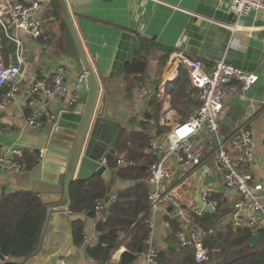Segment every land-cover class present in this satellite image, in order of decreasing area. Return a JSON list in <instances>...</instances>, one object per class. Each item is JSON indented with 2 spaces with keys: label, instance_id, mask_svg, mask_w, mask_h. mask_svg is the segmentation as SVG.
Masks as SVG:
<instances>
[{
  "label": "crops",
  "instance_id": "obj_1",
  "mask_svg": "<svg viewBox=\"0 0 264 264\" xmlns=\"http://www.w3.org/2000/svg\"><path fill=\"white\" fill-rule=\"evenodd\" d=\"M18 1L27 4L31 0ZM65 3L94 70L101 77L110 80L132 76L131 91L135 109L128 129L122 131L139 128L142 112L146 109V93L150 97L156 91L162 104L159 123L167 126L158 136H155L156 127L152 126L150 141L167 132L173 121L187 118L198 106L199 91L192 86L186 70L180 67L175 75L170 73L166 54L168 56L172 49H180L191 59H200L207 71L211 70L215 61H223L233 67L256 73L257 82L229 106L221 119L218 134L200 136L199 143L203 150L201 165L191 167L172 164V177L165 188L188 206H200V193L208 189L213 195L217 193L221 197L229 196L233 208L240 197L224 185L213 155L216 143L222 136V127L242 122L251 131L255 144L254 163L243 166L242 170L250 176L251 184H261L264 187V11H251L237 19L230 12V0H65ZM63 17L60 0H42L37 18L48 34L47 40L33 39L11 23L8 24L7 34L0 28L9 40L11 39L7 35L20 39L24 63L21 77L17 80L19 90L16 96L9 103L0 105V148L15 146L22 151L38 150L40 153L39 163L30 170H0V195L15 190H29L37 192L48 207L63 205L67 200L64 199L62 186L41 179L42 151L55 122L59 120L60 124H64L66 120L72 119L77 123L79 116L63 113L58 115L57 120L48 119L42 115L43 111L57 114L67 106V99L46 101L42 95L35 94V104L32 106L29 104V88L34 80H45L50 84L55 67L63 66L65 82L75 91L76 62L58 46ZM235 23L234 28L227 26ZM141 40H147L148 62L146 78L138 82L135 81L134 74L125 71V66L139 56ZM14 47L16 49L15 43ZM1 59L3 65L8 67L11 60H16L15 50L14 56L7 60L3 57ZM155 65L156 70H151ZM160 70L162 77L157 86L153 87L151 83L154 74H158ZM182 73L186 75L180 81ZM179 81L184 91H181L179 100L182 103L177 109L171 106V98L172 90ZM119 85L126 87L123 81ZM142 86L145 87L144 91ZM123 109L128 110L129 107L125 106ZM33 114L37 118L34 124H30L28 118ZM232 129L224 140L228 139ZM227 145L229 146V142ZM113 154L125 160V152L118 151L116 145L113 147ZM155 154L157 158V153ZM129 183L113 172L106 182L110 199L114 198L118 189ZM169 207L163 205L155 219L154 242L157 246L163 245V238L173 225L170 221L173 214L168 211ZM231 215L232 213L228 214L226 219L231 220ZM83 222V246L75 244L77 255L63 261V264H82L86 260L84 245L94 242L96 232L95 220L86 217ZM122 251L123 247L115 249L111 253V262H118Z\"/></svg>",
  "mask_w": 264,
  "mask_h": 264
},
{
  "label": "trees",
  "instance_id": "obj_2",
  "mask_svg": "<svg viewBox=\"0 0 264 264\" xmlns=\"http://www.w3.org/2000/svg\"><path fill=\"white\" fill-rule=\"evenodd\" d=\"M14 50V43L0 31V56L7 60L14 56ZM147 62V40H143L139 56L126 64L125 71L134 74L135 81L142 82L147 75ZM185 73L187 74L186 71ZM185 73H182L180 81ZM161 77L162 70L152 80L153 87L157 86ZM180 81L172 90L171 98V106L177 109L182 103L179 100L181 91H184ZM7 88L6 85L0 88V99ZM144 89L142 86L143 91ZM148 95L149 93L145 95L146 109L142 112L139 128L122 131L116 142L117 150L125 152L124 162L117 164L112 155L106 157L108 168L117 177L130 183L118 189L113 199L109 197L106 181L98 174L86 181H72L69 185V211L85 214L87 218L95 220V240L84 245L86 260L82 264H140L141 259L144 264L150 230L147 211L151 187L148 179L150 166L156 160L155 150L150 145V130L152 126L156 127L155 136H158L167 129L166 125L159 123L162 104L156 91L150 97ZM39 160L38 150L23 151L19 158L23 170L32 169ZM214 195L219 199L217 211L204 210L203 215L195 220L196 227L205 231L202 244L206 260L196 263L193 246L178 243L176 231L179 224L171 218L173 225L165 234L163 245L157 246L153 242L155 252L150 264H264V230H255L245 225L235 226L232 220L226 219L233 212L230 197H221L217 193ZM99 200L107 206L104 220L95 212L96 202ZM47 207V203L41 200L37 192L15 190L0 195V253L5 258L0 264H23L36 250ZM83 228L82 221L73 225V237L78 246H83ZM254 233L259 234V238L251 245L249 242ZM119 247H123L119 261L111 262V253Z\"/></svg>",
  "mask_w": 264,
  "mask_h": 264
},
{
  "label": "built area",
  "instance_id": "obj_3",
  "mask_svg": "<svg viewBox=\"0 0 264 264\" xmlns=\"http://www.w3.org/2000/svg\"><path fill=\"white\" fill-rule=\"evenodd\" d=\"M42 0H31L27 4L18 0H0V28L6 32L8 24L24 31L33 39L47 40L42 22L37 18ZM230 12L239 19L251 11H264V0H230ZM228 24L229 28L236 27ZM16 46V60L23 62L22 45L17 37L7 35ZM166 64L175 75L182 67L186 70L191 84L199 91V104L185 119L172 122L170 129L161 136L150 141L151 147L157 153L156 160L150 166L147 221L150 230L147 236L148 249L144 264L153 262L155 249L154 226L158 212L163 205L173 208V215L179 214L180 226L176 231V238L180 245H192L194 261L202 263L206 260V251L202 244L205 231L196 227L195 220L203 215V206H208L210 212L217 211L219 199L208 189L200 193L201 205L188 206L172 191H166L165 185L171 179V165L186 164L199 167L203 158L202 146L199 138L203 134L217 135L221 119L226 115L229 106L241 97L257 82L258 76L254 72L233 67L223 61H215L211 70L204 69L200 59L187 57L180 49H172L167 56ZM17 69L5 67L0 56V88L7 86V90L0 99V105L9 103L19 90ZM65 69L57 66L48 84L45 80H34L30 85L29 104H35V94L42 95L46 101L58 98L67 99V106L57 114L43 111L50 120H57L58 115L67 112L76 102V92L65 82ZM37 115L28 118L34 124ZM227 141V142H226ZM229 142V146L227 143ZM255 144L251 131L246 123L235 125L227 140H219L214 148V162L218 166L224 185L230 191H236L239 199L233 205L232 221L235 226H247L255 230H264V187L261 184H251L250 176L242 170L243 166L254 163ZM23 151L17 147L0 148V170L21 171L22 163L19 158ZM117 164L124 162L116 154L111 153ZM106 164V159H105ZM107 165V164H106ZM107 206L102 201L96 202L95 212L102 220L106 218Z\"/></svg>",
  "mask_w": 264,
  "mask_h": 264
},
{
  "label": "water",
  "instance_id": "obj_4",
  "mask_svg": "<svg viewBox=\"0 0 264 264\" xmlns=\"http://www.w3.org/2000/svg\"><path fill=\"white\" fill-rule=\"evenodd\" d=\"M60 2L64 17L60 23L61 36L58 46L77 65L76 102L65 114L79 116V121L75 123L74 120L68 119L64 124H60L58 120L49 133L41 155V179L62 186L64 199L67 201L63 205L47 207L37 248L23 264H63V261L77 255L73 225L77 221H85L86 215L69 211V185L75 180L86 181L95 174L108 181L113 172L105 164V159L113 153L121 131L128 129L130 117L135 109L131 91L132 76L110 80L101 77L94 70L73 25L65 0ZM9 66L17 69L15 77L19 79L24 63L13 59ZM121 81L126 83V87L119 85ZM125 106L129 109L122 110ZM233 127V123L222 127L220 140L223 141ZM203 209L209 211L206 205ZM168 211L173 214L172 207H169ZM173 220L180 223V215H173ZM258 238L259 234H252L249 243L255 244ZM4 259L0 253V261Z\"/></svg>",
  "mask_w": 264,
  "mask_h": 264
},
{
  "label": "rangeland",
  "instance_id": "obj_5",
  "mask_svg": "<svg viewBox=\"0 0 264 264\" xmlns=\"http://www.w3.org/2000/svg\"><path fill=\"white\" fill-rule=\"evenodd\" d=\"M152 69L156 70V65L153 68H151V70ZM152 74H154V73H152ZM156 76H157V74H154V79L156 78Z\"/></svg>",
  "mask_w": 264,
  "mask_h": 264
},
{
  "label": "bare ground",
  "instance_id": "obj_6",
  "mask_svg": "<svg viewBox=\"0 0 264 264\" xmlns=\"http://www.w3.org/2000/svg\"><path fill=\"white\" fill-rule=\"evenodd\" d=\"M15 147V146H14Z\"/></svg>",
  "mask_w": 264,
  "mask_h": 264
}]
</instances>
